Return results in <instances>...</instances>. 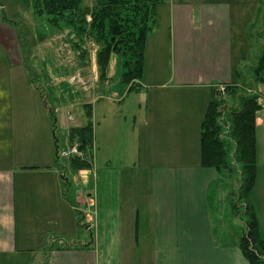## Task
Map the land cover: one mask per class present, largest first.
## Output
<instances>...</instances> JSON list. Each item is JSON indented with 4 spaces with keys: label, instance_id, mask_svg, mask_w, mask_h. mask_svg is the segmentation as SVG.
<instances>
[{
    "label": "crops",
    "instance_id": "1",
    "mask_svg": "<svg viewBox=\"0 0 264 264\" xmlns=\"http://www.w3.org/2000/svg\"><path fill=\"white\" fill-rule=\"evenodd\" d=\"M241 3L160 4L139 89L87 96L96 188L89 169L69 166L71 180L57 155L56 124L68 129L63 146L71 127L85 125L75 111L58 106L56 116L50 90L44 96L17 71L0 72V264H250L223 205L222 188L232 183L203 165L201 147L212 88L236 81L233 14ZM17 89L26 92L21 104ZM73 183L82 210L68 197Z\"/></svg>",
    "mask_w": 264,
    "mask_h": 264
},
{
    "label": "trees",
    "instance_id": "2",
    "mask_svg": "<svg viewBox=\"0 0 264 264\" xmlns=\"http://www.w3.org/2000/svg\"><path fill=\"white\" fill-rule=\"evenodd\" d=\"M166 1L96 0L93 6L84 7L83 0H36V8L39 14H47L52 24L75 29L79 35L86 34L100 45L98 63L104 77L112 54H121L122 81L129 91H136L139 89L137 81L143 76L147 39L157 22V7ZM258 19L259 28L251 24L248 34L257 48L256 54L252 55L250 63L238 64L236 81L224 85V91L220 87L212 88L201 124L203 165L215 167L223 176L239 173L238 186L230 200L236 215H241L238 210L241 203L245 209L246 230L240 247L250 264H264V238L249 198L258 170L257 116L263 105L253 89L264 84V10H260ZM69 139L77 141L84 152L83 157L68 160L70 168L89 169L93 140L91 120L83 126L71 127Z\"/></svg>",
    "mask_w": 264,
    "mask_h": 264
},
{
    "label": "rangeland",
    "instance_id": "3",
    "mask_svg": "<svg viewBox=\"0 0 264 264\" xmlns=\"http://www.w3.org/2000/svg\"><path fill=\"white\" fill-rule=\"evenodd\" d=\"M242 1L241 6H238L242 10L235 7L233 14L235 21L233 51L237 63L243 61L244 63H250L252 55L257 52V48L252 45V39L248 36L249 28L251 24L254 23L256 25L259 21V12L261 9L262 11L264 10V2L263 0ZM36 3V0H0V72H5L8 69L17 71L21 76L27 77L34 87L37 84L41 86L39 88L40 93L43 92L44 94V92L47 93L50 90L52 95L50 100L46 101L47 106L52 108L53 111L58 106L61 109L71 108L75 111L76 120L86 124L89 106H86L84 102L88 100V95L89 97L90 94L112 97V91L108 92L103 89L118 87L119 85L122 88L127 87L122 81L123 57L121 54H112L107 69V75L109 70L111 78L107 79V75L105 77L102 75L98 63L100 45L92 37H87L86 34L83 36L79 35L75 29L65 28L63 24L61 26L52 24L47 14H39L37 12ZM95 3L96 0H83L84 7H91ZM88 20H90V17H88ZM259 26L257 24L256 28H259ZM12 57L20 59L21 64H18L17 62L20 61H15ZM8 58L9 60L12 58L14 62H9ZM79 75H82V77ZM72 76L74 81L70 80ZM6 92L9 91L6 89ZM6 92L4 93L5 95ZM253 92L259 94V100L263 107L257 116V120L262 121L258 128L259 177L250 192L249 198L254 205L259 221V229L264 233V84L256 85ZM25 93L24 90L17 89L16 97L13 100L21 104L24 101L23 94ZM55 97L59 98L56 99V102L54 101ZM0 98L3 100L4 95H0ZM116 105L118 104L116 103ZM58 111H54L56 116H58ZM65 117L64 120L69 121L67 115ZM116 121L123 120L118 118ZM56 125V134L62 148L65 145L68 129L60 123ZM60 161V164L65 168V172L68 173L70 169L68 160L62 158ZM100 167L105 168L103 164ZM89 170L91 171L89 186H91L90 188H96L92 169ZM67 175L72 180V174L68 173ZM114 176L118 175L114 174ZM80 177L77 173L76 181L79 186L83 183V179ZM238 178L239 173L237 171L231 175L224 176V181L226 183L231 181L232 187L222 188V190H226L225 194H227L226 197L224 196L227 200L226 203L225 201L223 202V205L225 204L228 216L231 217L232 221H236V229L239 237H242L246 230L245 209L241 203L238 209L241 215H236L230 200V197H234L233 187L237 188ZM100 183L101 179L99 177ZM101 184L99 185V190L102 193ZM68 197L82 210V206L76 202L77 195L75 194L74 183L68 187ZM77 215L82 227H85L86 218L81 211H78ZM57 242H61V240H57Z\"/></svg>",
    "mask_w": 264,
    "mask_h": 264
},
{
    "label": "built area",
    "instance_id": "4",
    "mask_svg": "<svg viewBox=\"0 0 264 264\" xmlns=\"http://www.w3.org/2000/svg\"><path fill=\"white\" fill-rule=\"evenodd\" d=\"M220 89L224 91V86H220ZM57 155L60 159L64 158L66 160H70L72 158L83 157L84 152L80 149L77 141H69L66 146L59 148Z\"/></svg>",
    "mask_w": 264,
    "mask_h": 264
}]
</instances>
